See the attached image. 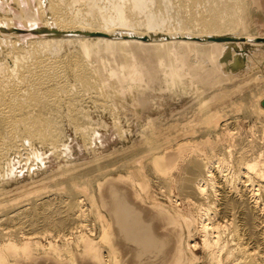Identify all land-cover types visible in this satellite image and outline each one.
<instances>
[{
    "label": "bare ground",
    "instance_id": "6f19581e",
    "mask_svg": "<svg viewBox=\"0 0 264 264\" xmlns=\"http://www.w3.org/2000/svg\"><path fill=\"white\" fill-rule=\"evenodd\" d=\"M14 1L22 5L21 0ZM34 1L43 14L47 11L51 16L50 20L44 19L50 36L30 40L28 46L22 47L12 40L17 37L15 17L11 18V12L7 11L0 18V43H10L12 47L0 56V167L9 149V136L20 125L29 129L40 123L46 130H52L53 124L63 119L65 115L59 111L62 97L66 98L67 107L78 106L77 111L70 112L68 116L75 129L83 130L95 125L80 111L84 101L81 79H90L100 85L93 75L96 72L92 68L94 62L90 60L93 55L107 62L121 55L155 54L161 52L165 48L163 46L171 45L178 61H181L180 56L214 61L230 46L264 45V38L220 33L223 28L236 29L239 23V19H228L233 17L229 12L235 7L229 5L231 0ZM211 1L218 4L227 18L215 14L202 16ZM27 13L30 14L26 18L29 15L38 18L33 9L17 16L24 17ZM174 19L176 30L166 29L164 32ZM63 32L73 33L75 37L63 38ZM222 37L233 40L213 41ZM114 65L123 79L131 82L142 80L145 71L150 72L145 68L147 65L137 62L129 65V69L122 63ZM256 69L253 81L261 84L258 89L230 104L226 102L228 105L220 103L205 110L212 105L209 102H214L209 96L205 104L200 103L193 108L190 116L179 118L176 124L171 123L163 130L146 136V148L134 145L100 156L93 162L94 165H103L89 170L84 176L74 175L78 169L71 168L69 164H60L54 174L30 179L14 190L0 192V238L21 237L26 240L18 243L11 238L0 244V264H15L17 257L29 258L41 252L56 256L72 254V244L97 264H108L111 254L112 264H120L105 212L112 216L125 238L136 241L146 251L150 250L155 244L152 232L142 224L138 213L117 187H110L107 197L100 196L98 204L95 195L89 192V183L80 181L105 169L120 171L116 176L118 180L138 188L137 197L144 195L153 200L152 207L167 216L172 225L178 226L179 239L173 264H199L193 250L199 246L193 239L195 231L202 234L209 264H264V120L258 116L264 117V67ZM232 110L256 118L258 126L251 138L244 137L236 129L238 125L234 128L231 124L234 120L229 122ZM234 113L231 114L234 116ZM224 135L235 142L229 145L228 155L215 152L208 155L206 148L215 146L214 140L217 143L223 141ZM11 145L17 146L15 143ZM188 151L191 159L185 160ZM173 152L178 154L175 159L169 155ZM147 160H151L153 168H150L165 178L173 177L181 168V162L187 164L182 168L189 175L185 183L193 185V192L189 193L194 195L188 201L195 206L197 216L170 208L153 193L154 181L148 174ZM53 182L55 184H51ZM166 199L172 207L171 197ZM88 207L95 208L97 220L101 223L100 236H95L92 223H89L91 226L87 224ZM84 229L89 234L84 233ZM77 233L80 234L75 236ZM47 237H52L55 242H65L60 246L53 242L44 245L35 241ZM73 238L75 242H69ZM104 245L110 248L109 256Z\"/></svg>",
    "mask_w": 264,
    "mask_h": 264
},
{
    "label": "rangeland",
    "instance_id": "374dc122",
    "mask_svg": "<svg viewBox=\"0 0 264 264\" xmlns=\"http://www.w3.org/2000/svg\"><path fill=\"white\" fill-rule=\"evenodd\" d=\"M21 1L24 6L19 5L20 2L17 3L14 0H0V18L7 14V11L11 12L9 13L10 17H15L14 24L17 28L15 31L17 37H14L12 40L25 47L28 46L30 40L50 36V30L45 27L44 19L50 20L51 16L47 11L43 14L35 5L34 0ZM43 1L46 3V0ZM229 5H234L235 7L229 12L233 17L228 19H239V23L236 29L231 30L227 27L223 28L220 33L227 36L250 35L255 38H264V0H231ZM206 8L203 10L202 16L215 14L227 18L217 3L211 1L207 4ZM30 9L34 10L38 18L33 15H29L26 18L30 13L25 14L24 17L21 15L17 16L19 13L23 14L25 11H30ZM172 14L175 16L174 10H172ZM166 29L176 30V20H172L171 24L164 29V32L167 31ZM142 30L144 29L142 28ZM55 33H57V30ZM63 34L61 36L63 38L75 37L73 33L63 32ZM9 47H11L10 43H0V56ZM163 47L165 48L161 52L155 54H127L118 56L107 62L105 59H100L98 56L93 55L90 58L94 62L92 68L96 69L93 75L99 80L100 85L98 86L96 82L90 81V79H81L80 83L84 101L80 105L83 106L80 111L83 112L85 119L92 121L95 125L83 130L75 129L70 123L68 116L71 115L70 112L77 111L78 106L72 105V107H67L66 98L64 97L60 100L61 107L59 111L65 116L59 123L54 121L56 124H53L52 130H46L40 123L29 129L20 125L16 132L10 134L7 142L9 149L0 167V192L14 190L25 184L27 180L54 174L60 164H69L71 168L78 169L74 175L83 174L84 176L89 170L103 165H94L93 160L96 158L134 145L141 146V148L144 147L146 136L163 130L171 123L176 124L179 118L190 116L193 108L200 103L205 104L209 100V96L212 97L214 102H209L212 105L205 108V110L217 107L220 103L227 102L230 104L233 100L246 97L250 91L258 89L261 85L253 81V76L257 73L258 69L256 68L258 66L264 67V45L251 46L242 44L234 47L230 46L225 49L218 60L214 61L191 56L187 58L180 56L181 61H178L176 55L171 51V45ZM108 62L125 64L127 69H129V65L137 62L147 65L145 68L150 70V72H146L145 69V78L140 81L131 82L127 78L123 79L117 67ZM127 83H130L129 87H127ZM239 90L240 93L238 92ZM215 100L219 101L215 102ZM238 112L237 110L230 111L229 115L232 119L229 122L233 120L237 122L239 119L236 124L234 121L231 124L234 128L238 125L236 129H239L241 134L249 139L252 137L254 129L258 126L257 120L253 116L252 118L247 117L242 111L239 114ZM231 113L235 114V118ZM240 116L241 118H239ZM258 116L264 120V117ZM223 137V141L217 143L214 140V144L216 142V145L206 148L208 155L212 152L218 155H222V153L228 155L229 145H233L235 142L226 135ZM12 143H15L17 146L13 147ZM169 155L173 159L178 157V154L175 152ZM190 159L191 153L188 151L185 160ZM147 161H145V164L147 165L148 174L154 181L152 184L153 193L162 202L165 201L170 208H176L181 213L192 214L194 217L197 216L195 206L188 201L194 195L190 196V193L193 192V185H190L189 182L185 183L188 181L189 175L182 168L187 164L181 162V168L176 170L173 177L165 178L155 173L154 169H152L153 167L150 166L152 165L151 160ZM107 170L109 169L96 172L92 177L85 176L80 181L89 183V192L95 195L98 204H100V196L103 198L107 197V191L110 187H117L127 203L138 213L142 224L152 232L155 238L154 246L146 251L136 241L125 238L119 232L118 226L114 223L112 216L105 212L113 233L114 249L118 248L117 259H119V263L173 264L179 239L178 226L172 225L169 222L170 220L166 219L167 216L165 217L156 208L154 209V206L152 207L154 205L153 200L147 199L144 195L140 198L137 197L136 191L138 188L131 186L130 183L118 180L116 176L120 174V171ZM121 173L125 174L126 171H121ZM100 183L102 185L99 187ZM156 183H159L163 191ZM189 191L191 192L189 193ZM162 192L163 194H161ZM81 195L79 197L80 200L83 199ZM167 196L172 199V207L168 204ZM79 199L77 198L76 201ZM175 199L177 200L176 202ZM88 208L90 209L88 213L91 215L89 217L93 219L88 217L87 224L92 223L91 225L95 228V236H100L102 234L101 223L97 220L95 208L94 210L93 207ZM98 209L100 208L98 207ZM91 225L89 224V226ZM12 229L10 228L9 230ZM83 232L89 234L87 229H84ZM14 234L12 233V235ZM79 234L77 233L75 236ZM201 235V232H194L193 239L199 246L193 250L199 258V264H209L206 257L207 251H205ZM95 236H92V238H95ZM8 238L1 236L0 244L11 240V238L18 243L26 242L21 237ZM35 241H40L44 245L53 242L60 246L65 242L64 240L55 242L52 237H47L44 240L37 238ZM69 242H75V239L73 238ZM72 245V254L65 253L64 255L56 256L41 252L29 258L17 257L15 264H97L91 258L83 255L81 250H77L74 244ZM104 248L109 256L110 248L106 245H104ZM82 255L85 257L83 258ZM111 255L109 256L111 259L109 258L108 264H112Z\"/></svg>",
    "mask_w": 264,
    "mask_h": 264
},
{
    "label": "water",
    "instance_id": "95a60500",
    "mask_svg": "<svg viewBox=\"0 0 264 264\" xmlns=\"http://www.w3.org/2000/svg\"><path fill=\"white\" fill-rule=\"evenodd\" d=\"M231 40H233V39H230L229 37H222V38H219V39H213V41H216V42H219V41H231Z\"/></svg>",
    "mask_w": 264,
    "mask_h": 264
}]
</instances>
